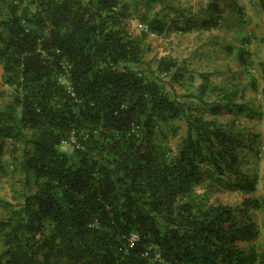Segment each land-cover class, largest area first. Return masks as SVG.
Listing matches in <instances>:
<instances>
[{
	"label": "trees",
	"instance_id": "trees-1",
	"mask_svg": "<svg viewBox=\"0 0 264 264\" xmlns=\"http://www.w3.org/2000/svg\"><path fill=\"white\" fill-rule=\"evenodd\" d=\"M0 3V182L13 190L0 196V264H264V198L243 168L258 136L219 119L262 113L207 73L180 95L186 61L147 59L148 32L219 28L220 0L203 18L172 0ZM137 17L148 32L131 29ZM226 190L244 197L211 200Z\"/></svg>",
	"mask_w": 264,
	"mask_h": 264
},
{
	"label": "rangeland",
	"instance_id": "rangeland-1",
	"mask_svg": "<svg viewBox=\"0 0 264 264\" xmlns=\"http://www.w3.org/2000/svg\"><path fill=\"white\" fill-rule=\"evenodd\" d=\"M172 1L183 9L186 8V13H193V10H196V7H194L195 0ZM220 2L222 7L226 6L227 10L223 9L226 20L222 19L219 28L212 30L198 28L187 33L175 31L171 28L162 33L148 32L149 29L146 28V24L143 23L141 18L137 17L132 19L131 29L137 34L142 31L148 32L145 39L150 44L151 50L147 54V59L171 56L177 58L180 62L186 61L189 67V71H187L189 79L184 78L180 83L174 84L178 94L190 93L191 90H195L202 81L201 74L207 73L210 74L209 77L214 82L237 85V101H248L253 109L260 110L262 115L256 116H252L253 113L248 114L244 111L237 113L224 112L219 116V119L227 124H232L234 121L238 128L243 129L246 138L254 135L258 136L255 148L244 151L246 162L243 168L249 169L259 176V182L253 194L264 198V0H257V3L254 4L249 1L243 7V13L238 12L236 7H229L230 4L231 6L236 4L237 0H220ZM160 7L158 5L157 9ZM170 13L173 14L171 11ZM239 17L245 19V25H239L240 20L239 22L236 21ZM248 31H256L257 35L255 33L253 35L252 32L248 33ZM246 35L251 38L249 45V59L252 61L251 66H249L250 72H247V69L242 66L243 61L239 57L240 51L236 48L237 46L241 47V39L245 38ZM2 74L3 68L0 64V105L5 99L1 91L4 89L9 90V86L2 83ZM253 77L257 82V86L252 84ZM177 139L175 138L173 141L176 142ZM7 141L6 148L8 152L5 158L11 159L12 142L11 140ZM4 178L3 182H0V196L13 200V190L8 183V177ZM207 184L206 182L200 185L197 192H204ZM243 197L244 195L240 190H226L215 193L212 195L211 200H222L234 204L240 202ZM255 218L260 229L256 243L264 250V208L255 212Z\"/></svg>",
	"mask_w": 264,
	"mask_h": 264
},
{
	"label": "crops",
	"instance_id": "crops-1",
	"mask_svg": "<svg viewBox=\"0 0 264 264\" xmlns=\"http://www.w3.org/2000/svg\"><path fill=\"white\" fill-rule=\"evenodd\" d=\"M196 1V4L194 5V7H196V10H193L194 12L192 13V12H189L188 13V15L189 16H194L193 14H195V15H200L199 17H202V15H203V13H198L197 14V11L201 8V7H205V6H207L212 0H195ZM251 2V4H254V3H257V0H237V3L236 4H234V5H232L231 6V4L229 5V7H236L237 9H238V12H240V13H243V7L244 6H246L247 4H248V2ZM258 3H260V2H258ZM197 5V6H196ZM224 8V10L226 11L227 10V8H226V6H223ZM198 9V10H197ZM223 11V10H222ZM203 18V17H202ZM237 19V18H236ZM245 20V19H243L242 17H239V19H237L236 21L237 22H239V20ZM239 32H241L240 30H238ZM250 32H252V34L254 35V33L257 35V33H256V31L255 32H253V31H250ZM249 31H248V33H250ZM264 33V32H263ZM246 34V33H245ZM242 46V45H241ZM238 50L240 49V46H237L236 47Z\"/></svg>",
	"mask_w": 264,
	"mask_h": 264
},
{
	"label": "built area",
	"instance_id": "built-area-1",
	"mask_svg": "<svg viewBox=\"0 0 264 264\" xmlns=\"http://www.w3.org/2000/svg\"><path fill=\"white\" fill-rule=\"evenodd\" d=\"M142 25V24H141ZM146 26V28L148 27L147 25H145ZM138 238V236L137 235H132V240H135V239H137Z\"/></svg>",
	"mask_w": 264,
	"mask_h": 264
}]
</instances>
